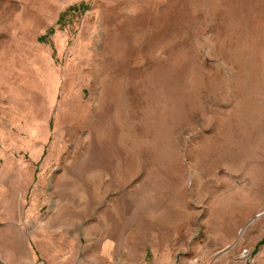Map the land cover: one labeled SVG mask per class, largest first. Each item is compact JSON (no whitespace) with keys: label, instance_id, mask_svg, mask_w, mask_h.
<instances>
[{"label":"rangeland","instance_id":"rangeland-1","mask_svg":"<svg viewBox=\"0 0 264 264\" xmlns=\"http://www.w3.org/2000/svg\"><path fill=\"white\" fill-rule=\"evenodd\" d=\"M0 264H264V0H0Z\"/></svg>","mask_w":264,"mask_h":264},{"label":"trees","instance_id":"trees-1","mask_svg":"<svg viewBox=\"0 0 264 264\" xmlns=\"http://www.w3.org/2000/svg\"><path fill=\"white\" fill-rule=\"evenodd\" d=\"M71 8H76V6H73V7H71Z\"/></svg>","mask_w":264,"mask_h":264},{"label":"crops","instance_id":"crops-1","mask_svg":"<svg viewBox=\"0 0 264 264\" xmlns=\"http://www.w3.org/2000/svg\"><path fill=\"white\" fill-rule=\"evenodd\" d=\"M63 228V227H62ZM65 229V228H64ZM76 253H78V252H76Z\"/></svg>","mask_w":264,"mask_h":264}]
</instances>
